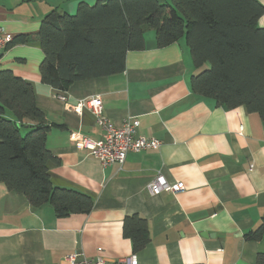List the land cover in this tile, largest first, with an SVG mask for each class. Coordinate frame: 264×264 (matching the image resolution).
<instances>
[{"label": "crops", "instance_id": "obj_1", "mask_svg": "<svg viewBox=\"0 0 264 264\" xmlns=\"http://www.w3.org/2000/svg\"><path fill=\"white\" fill-rule=\"evenodd\" d=\"M97 1L0 0V29L10 39L34 35L50 11L74 15L80 3ZM258 26L264 28V14ZM0 55V70L30 82L45 114L46 147L57 159L48 164L52 185L93 200L86 215L56 218L49 205L32 209L24 195L0 184V264H64L75 253L109 264L132 255L137 264H255L264 254V235L244 238L264 216V122L192 93L190 79L200 70L183 40L157 48L154 31L146 30L144 49L126 54L122 73L62 91L41 82L38 47L0 48ZM96 96L114 126L137 121V135L160 141L159 150L130 153L121 167H102L77 150L78 136L97 141L101 130L88 110L77 114L65 105ZM157 173L183 189L150 195L146 187ZM131 215L148 228V244L137 253L122 236Z\"/></svg>", "mask_w": 264, "mask_h": 264}, {"label": "trees", "instance_id": "obj_2", "mask_svg": "<svg viewBox=\"0 0 264 264\" xmlns=\"http://www.w3.org/2000/svg\"><path fill=\"white\" fill-rule=\"evenodd\" d=\"M263 14L256 0H99L93 6L80 3L74 15L50 11L36 34L12 37L3 52L38 47L41 82L62 91L122 73L126 54L143 50L144 32L152 30L157 48L185 42L200 70L189 83L196 97L226 109L242 107L264 122V28L258 26ZM49 129L34 104L32 84L0 70V184L24 195L32 209L49 205L56 218L86 215L93 207L90 196L50 181L48 164L57 159L46 147ZM263 235L264 216L244 238L258 241ZM122 236L133 253L141 251L149 241L146 221L126 216ZM255 264H264V254Z\"/></svg>", "mask_w": 264, "mask_h": 264}, {"label": "built area", "instance_id": "obj_3", "mask_svg": "<svg viewBox=\"0 0 264 264\" xmlns=\"http://www.w3.org/2000/svg\"><path fill=\"white\" fill-rule=\"evenodd\" d=\"M0 29V48H4L10 38L4 37ZM62 101L64 98L60 97ZM74 113L79 114L83 109L88 110L94 117L96 125L101 130V138L92 141L78 136L75 141V148L79 151H86L89 156L97 160L102 167L118 165L121 167L130 153L141 151H158L161 142L152 137L137 135L138 122L126 119L121 126H114L104 115L101 99L96 96L87 101H80L75 107L65 105ZM152 196L161 193H177L183 189L181 183L170 184L165 178L157 173L146 187ZM64 264H109L105 259L97 255L86 257L83 253L69 254L63 258ZM110 264H137L134 255L115 261Z\"/></svg>", "mask_w": 264, "mask_h": 264}, {"label": "water", "instance_id": "obj_4", "mask_svg": "<svg viewBox=\"0 0 264 264\" xmlns=\"http://www.w3.org/2000/svg\"><path fill=\"white\" fill-rule=\"evenodd\" d=\"M184 33H186V25H185Z\"/></svg>", "mask_w": 264, "mask_h": 264}, {"label": "rangeland", "instance_id": "obj_5", "mask_svg": "<svg viewBox=\"0 0 264 264\" xmlns=\"http://www.w3.org/2000/svg\"><path fill=\"white\" fill-rule=\"evenodd\" d=\"M76 12V11H75ZM75 12L73 14H75Z\"/></svg>", "mask_w": 264, "mask_h": 264}]
</instances>
